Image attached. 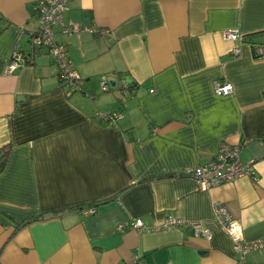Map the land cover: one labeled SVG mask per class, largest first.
I'll use <instances>...</instances> for the list:
<instances>
[{"label": "crops", "instance_id": "crops-1", "mask_svg": "<svg viewBox=\"0 0 264 264\" xmlns=\"http://www.w3.org/2000/svg\"><path fill=\"white\" fill-rule=\"evenodd\" d=\"M37 1L0 0V264H238L213 207L264 240V57L224 31L264 44V0H68L65 18L92 30L54 29L83 80L69 95L46 49L7 70L31 50ZM216 80L233 91L217 95ZM222 143L254 159L252 174L198 190L190 172ZM168 215L210 237L116 229ZM239 264H264V248Z\"/></svg>", "mask_w": 264, "mask_h": 264}, {"label": "built area", "instance_id": "built-area-1", "mask_svg": "<svg viewBox=\"0 0 264 264\" xmlns=\"http://www.w3.org/2000/svg\"><path fill=\"white\" fill-rule=\"evenodd\" d=\"M68 0H38L35 5L37 14V30L32 37L33 44L48 45L51 54L60 64V67H71V63L66 56L65 48L61 43L55 40V27H59L61 33L71 34L82 29L90 31V27H82L77 22L69 21L65 18V12ZM92 31V30H91ZM224 36L227 39L243 42L242 35L237 29H228L224 31ZM239 48H234V53H239ZM259 55L264 57V46L258 48ZM19 52L15 51L12 54L11 60L7 67L9 72L19 66ZM65 76L68 80V87L78 89L77 82L80 81V76L74 70L67 71ZM101 84L104 85V90L108 89V84L102 79ZM126 86V82L122 87ZM214 91L217 95H226L233 91V86L230 82L214 81ZM254 159L243 163L240 158V146L231 145L228 143L220 144L214 156L207 162L196 166L189 177L198 190L204 191L209 188L233 182L242 176L252 174ZM214 221L221 230H223L230 238L233 249L239 254L237 263H241L245 254L251 250L264 248V240L246 241L242 237V230L237 219L231 214L227 205L224 202H216L213 207ZM94 208L90 207L84 211L85 214H91ZM171 226H191L196 236H202L206 239L210 237V232L207 229H201L198 224H193L182 218H177L172 215L164 217L159 223L146 225L141 218H134L128 222L118 224L116 229L123 231L125 228L134 229L136 231H157Z\"/></svg>", "mask_w": 264, "mask_h": 264}, {"label": "trees", "instance_id": "trees-1", "mask_svg": "<svg viewBox=\"0 0 264 264\" xmlns=\"http://www.w3.org/2000/svg\"><path fill=\"white\" fill-rule=\"evenodd\" d=\"M36 4H37V2H35V5ZM36 30H37V28L33 32L30 33V36H29V39H28L29 47H30L31 50H29L28 53H25V54L22 53V51L19 52V54H20L19 59H18V61L20 62L19 64L20 65L21 64H30L32 62L33 55H35L37 52L42 51L43 49H46L48 54L51 56L54 64L56 65L58 80H59L60 84L65 86L66 94L69 95V94H72L74 92L81 91L82 90V83H83V80H82L81 77L79 78V80H80L79 82L76 81L78 89H71L73 85L71 87L67 86V84H68L67 82H68L69 79L65 76V74H67V71H69V70H74L73 64L71 63V61H70V63H71V67L70 68L67 69L66 67H60V64L57 61V59L54 58L53 55L51 54L48 45L45 46L43 44L38 45V44H33L32 43V37L36 33ZM54 37H55V34H54ZM242 38H243V41H248L250 43V45L252 46V49L254 50V53H255L254 55L257 58L261 57L259 55L258 48L261 47V46H264V44L256 43L255 41L253 42L252 39H250V37L246 36V35H244V36L242 35ZM55 40L62 44V46L65 48L66 56L70 60L69 50H68L67 45L65 43H63V42H60L58 39H56V37H55ZM19 49H20V47L17 48V51H19ZM135 87H136L135 82L132 81V80H129L128 82H126V86L125 87H121V94L124 95V96H130L131 94L134 93ZM108 89H110V86H108ZM108 89H106V90H108ZM106 90H104V91H106ZM84 93L86 95H90L87 92H84ZM115 119H116V117L110 116L108 120H115ZM9 153H10L9 145H4V146L0 147V172L4 169V167H5V165H6L7 161H8ZM37 219H38V217L34 218V220H37Z\"/></svg>", "mask_w": 264, "mask_h": 264}, {"label": "water", "instance_id": "water-1", "mask_svg": "<svg viewBox=\"0 0 264 264\" xmlns=\"http://www.w3.org/2000/svg\"><path fill=\"white\" fill-rule=\"evenodd\" d=\"M111 85L113 86L114 85V82H111Z\"/></svg>", "mask_w": 264, "mask_h": 264}]
</instances>
